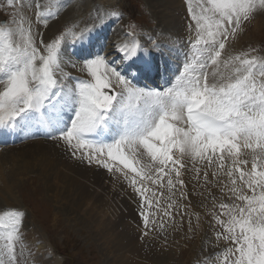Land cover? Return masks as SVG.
Returning a JSON list of instances; mask_svg holds the SVG:
<instances>
[{
  "label": "snow or ice",
  "instance_id": "snow-or-ice-1",
  "mask_svg": "<svg viewBox=\"0 0 264 264\" xmlns=\"http://www.w3.org/2000/svg\"><path fill=\"white\" fill-rule=\"evenodd\" d=\"M7 3L15 7L16 0ZM33 6L34 18L0 22V132L42 131L71 158L122 176L138 197L144 236L157 215L161 231L164 217L183 221L181 208L192 201L161 207L159 190L167 188L171 200L176 189L188 200L185 175L191 173L193 194L211 199L210 226L226 245L212 264H264V56L253 55L254 48L226 51L264 13V0H201L198 11L189 8L183 62L174 78L156 86L146 82L159 71L149 45H167L151 35L142 43L136 25L124 32L130 42L119 40L110 53L106 43L92 51L97 24L117 23L119 11L45 39L38 26L47 28L57 13L42 10L39 0ZM69 44L81 48L70 51ZM24 216L17 209L0 214V264H19Z\"/></svg>",
  "mask_w": 264,
  "mask_h": 264
},
{
  "label": "rangeland",
  "instance_id": "rangeland-1",
  "mask_svg": "<svg viewBox=\"0 0 264 264\" xmlns=\"http://www.w3.org/2000/svg\"><path fill=\"white\" fill-rule=\"evenodd\" d=\"M68 1L69 0H39V2L45 6L42 10L45 11L46 7L53 5L57 10L55 13H57L58 18L54 20V22H49L47 28H44L41 25L39 26L40 30L44 32L45 39L71 27L68 20H74V13L71 12V10H66L68 7ZM110 2H116L118 7L124 9L128 17L135 19V21L139 23L138 29L136 28V31L139 33L137 37L138 39L146 41V38L151 35L155 40H160L159 43L167 45V47L161 49L163 54L167 53L169 56L178 57L182 55L185 50V44L188 39V30L186 27L189 18L188 9L192 8L198 11V6L201 0H180L178 1L177 7L172 8L166 6V0H141V5H138L137 0H110ZM21 5H23V7H21ZM183 7L184 11L178 17V14ZM120 8H116V10L119 11ZM35 12L36 9L33 6V0H16L15 7L8 5L7 0H0V22L12 19L27 20L29 18H34ZM68 12L69 16L71 13V17L68 16L67 18H63ZM261 14L263 15L264 13ZM256 16L258 17V15ZM127 18L122 14V19L119 21L124 22L125 19L127 21ZM260 19L261 17L259 20ZM177 21L182 29L179 28ZM157 23H159V25H157ZM51 25L55 26L51 28ZM119 25L120 24H118V26ZM164 25H166V28L162 32ZM47 30L51 31L48 33ZM181 30H184L185 35L180 36ZM157 31L161 32L159 33L160 38H158V35L156 34ZM253 31L254 30L250 29L244 34L245 38H247L246 45L254 44L257 46L260 42L262 43L261 46H248L245 50L242 47V50L238 51V48H233L232 54H237L239 52L247 51L250 48H254L257 52L253 53V55L264 56V23H262V26L258 31ZM256 38H260V40L258 41ZM169 48H175L178 52H170ZM67 69L68 68H66V70ZM72 71L75 72L77 70L73 69ZM80 76L87 77L84 73H80ZM38 142L42 143L43 141L39 140L26 145L24 144L25 146H19L20 148H10L9 150L6 148V152L1 150V152L4 153L6 161L2 156L0 157V199H2L3 202L8 203L15 200L17 201L16 203L20 205L17 210L25 213L24 226H26V230L23 231L24 233H29V235L32 236L34 234L31 232L34 231L39 237L48 240L52 244H57L63 251L65 250V244H68V255L63 259V264H123L122 259L120 258H124L127 253L121 252L117 249V246L113 242V239L116 238V236H110V234L113 233L110 225L118 222V231H121L120 233H122V231L125 232L126 229L123 225L119 226L121 220L124 219V221H127V218L131 216L129 215L131 209H134V216L138 215L137 212L139 211V208L135 210V204L129 197L130 194L133 193V189L129 186L128 182L125 181L123 191L125 189L127 190H125L124 193L117 191L116 179L110 172L107 173L106 169H103L100 166H95L94 164H92L94 167L88 165L87 169L89 168V170L87 174L94 176L95 178H88V180H86L71 175V177L73 176L72 181L82 184L90 196L86 199L84 205L77 206L81 197L80 193L72 191L68 186L65 187L61 183V178H56L54 183L53 179L48 177L43 170L38 169L42 164L38 165V168L27 166L30 164L29 161L32 162L33 160L35 162V157H23L22 154L26 150L32 149L31 147H34L32 144ZM57 143L58 141L55 143L53 141H47V145L50 146H55ZM35 151H37V149H35ZM45 156L49 157L51 155H49V153H46L45 155L43 152L39 155V159L43 157L45 158ZM99 168L102 170H99ZM64 172V170H61L59 175L63 174L64 176ZM122 181L119 180L117 185ZM191 191L195 203L203 209V211L206 210L207 222L208 226H210V223L212 222V217L209 214V210L212 209L211 199L201 200L198 196H194L193 189H191ZM195 191L199 192V188H196ZM219 194L213 193V195L216 196L221 195ZM92 195L95 198L100 196L101 200L103 199V201H101L102 204L97 203V201L91 197ZM205 196H207V194H205ZM224 202L228 201L225 200ZM105 203L106 206L104 205ZM219 203L220 199H217L216 204L218 205ZM202 204L203 206H201ZM218 210L219 209L217 208L216 211ZM89 214L91 216L97 214L94 218L95 222L92 220L93 217L92 219H88ZM97 218L103 225L109 224L107 226L104 225L105 231L108 233L107 237H103L100 234V230L97 226L99 223ZM140 218L141 217L138 215V220L135 221V223L140 222ZM156 218L161 220V217L157 216ZM151 219L152 218L150 217V220ZM159 219H157V221H159ZM125 223L126 222H124V224ZM89 224L93 227L92 230H94V233L89 231ZM84 227H86V229ZM142 227L144 228V226ZM135 230L138 233L135 236V240L139 245L142 246L146 240L145 250L140 251L137 255H132L135 256L137 260H140L139 258L141 256V258L145 257L146 261H140L141 264L153 263L154 259L147 255L150 248L159 251L158 257L159 261L162 258L160 261L161 264H201L204 260H208L209 264H212V261H218L220 259V254L226 247L223 241H217L215 239V230L210 226L211 234H209L205 246L206 250L203 252L200 259L196 261L194 258L195 253L192 252L193 248H191V251L188 249L186 252L183 251L179 254L177 251H174L176 250L174 245H170L171 247L167 248L169 246L166 247L161 244L162 239L168 240V234L172 231V226L167 229V232L166 230L161 231L157 226L155 227L154 230L158 233V238H161V242H156V239H153V236H143L140 228ZM103 234L106 235V233ZM24 243L25 246L29 248L28 239L27 241L24 240ZM61 243L64 245H61ZM17 251L20 252L18 248ZM215 251L217 252L215 253ZM18 258L19 264H30V259L26 256L21 255Z\"/></svg>",
  "mask_w": 264,
  "mask_h": 264
},
{
  "label": "bare ground",
  "instance_id": "bare-ground-1",
  "mask_svg": "<svg viewBox=\"0 0 264 264\" xmlns=\"http://www.w3.org/2000/svg\"><path fill=\"white\" fill-rule=\"evenodd\" d=\"M178 1H180V0H166V6L168 8L177 7ZM183 11H184V7L180 10V12L178 14V17H179V15H181V13ZM257 15H258V17L260 16L261 18H264V14L263 15L262 14H257ZM68 16H69V12L66 13L63 16V18H67ZM185 16H187V15H185ZM177 23H178V21H177ZM178 25H179V28L182 29V27H181V25L179 23H178ZM54 26L55 25H51V28L54 27ZM50 31L51 30H47L48 33ZM183 35H185L184 30H181L180 36H183ZM113 39H116V40H114L115 43H117L119 40H121V38L118 37V36L115 37V38H113ZM77 49H79V48H77ZM151 50H153V49H151ZM149 55H151V57L153 56V54L150 51H149ZM69 69H71V68H69ZM71 70H73V69H71ZM67 71H69V70H67ZM74 73H77V75L80 76V73L79 72L75 71ZM41 141H43V142L42 143L41 142H38V143L32 144V146H34V147H31L32 149H28L26 151L24 150L25 152H23V154H22L23 157L24 156L25 157L26 156L35 157V162L33 160H32V162L29 161L30 164L27 165V166L28 167L30 166L32 168H38L37 166L42 164L41 167H44V168H41L40 167L38 169L43 170L47 174L48 177H50L51 179H53V181L56 178H61L62 179L61 180V183L65 187L68 186V187H70L72 189V191H76V192L80 193V196L81 197H80V200L78 201V205L77 206L84 205L86 199L88 197H90V196L86 192V190L84 189V186H82V184H80V183H78L76 181H72V177L73 176H76L78 178H83V179H86V180H88V178H95L94 176H91V175L87 174V172L89 170V168L87 169L88 164L85 161L76 160V159L71 158L69 156V154L67 153V151L65 150V146L60 141H58V143L55 146L47 145V141H45V140H41ZM53 142L55 143V142H57V140L56 141H53ZM9 149L10 148H8L7 150H9ZM35 149H37V151H35ZM1 150L5 151V149H1ZM1 150H0V152H1ZM43 152L45 153V155H46V153H49V155H51V156H49V157L48 156H45V158L43 157V158L39 159L40 158L39 155L41 153H43ZM64 153H65V155H64ZM1 156L3 157V159H5V156H4V153L3 152L0 153V157ZM5 161H6V159H5ZM90 166L91 167H94L92 165H90ZM61 170H64L65 171L64 172L65 173L64 176H63V174L62 175H59V172ZM99 170H102V169L99 168ZM71 175H73V176L71 177ZM69 176L71 177V179H70ZM185 176L187 178V181L190 183V186L193 185V183H195L194 181H190L191 173H187ZM54 183H55V181H54ZM124 184H125V181H122L121 183H119L117 185V187L119 185H121L120 188L118 187V189L122 193H124L125 190H127V189H125L123 191V189L125 187ZM197 188H199V191H204V189L200 188L199 186H197ZM191 189H193L192 186H191ZM159 192H162L163 193L160 196V204H161V207H165V206H167L168 203H173V202L175 204H177L176 202H177V200L179 198L177 197V190L176 189H173L172 190L173 195L171 197V200H169V191H168L167 188L161 187V189L159 190ZM159 192H158V194H159ZM212 192L214 194H219L218 189H212ZM205 194H207V193L205 192ZM91 197H93V195ZM129 197H130V200H133V202L135 204V210L138 209V197L136 196L135 192L133 191V193H131ZM198 197L201 200H205V198H202L200 196H198ZM93 199L96 200L97 203L102 204L101 201H103V199L101 200V197L100 196H97V198L93 197ZM104 205L106 206V203ZM134 213H135L134 212V209L133 210L131 209V211H129V215H131V216H129L130 217L129 218L127 216L128 214L126 215L128 217L127 218V221H124V219L121 218L123 221L121 220L119 226H122L123 225V227L126 229L125 232L122 231V233H120L121 231L120 232L118 231V224H117L118 222L115 223V224H111L110 225V227H112V232H113V233L110 234V236H112V235H115L116 236V238L113 239V242L117 246V249L120 250L121 252H126L127 253V255H125L124 258H120V259H122V263L123 264H127V263H130V264H141L140 261H142V262L146 261V258L145 257L141 258L142 257L141 256L139 258L140 260H137V258L135 256H132V255H137L140 251H143L146 248V245H145L146 240L144 241V243H143L142 246L139 245L136 242V240H135V236L138 234L135 229L139 228L138 226H140V227L144 226V223L142 222L141 218L139 220L140 222H136L135 223V221L138 220L137 219L138 218V215L137 216H134L135 215ZM96 216H97V214L92 215V216L89 214L88 219H92V217H93L92 220H93V222H95V219L94 218ZM132 216H134V217H132ZM157 216L158 217H161L160 215H157ZM97 220L99 221L98 218H97ZM163 220L165 221V223H164V229L167 232V229H169L172 226L173 221L169 222L167 217H164ZM124 222H126L128 224H126V223L124 224ZM158 222L160 224L161 223V220H159ZM104 225L107 226L109 224H104ZM104 225L102 223H100V221L97 224V226H98V228L100 230V234L103 237H107L108 233L105 231ZM120 228H119V230H120ZM158 229H160V228L158 227ZM103 233H106V235H104ZM139 236H141V235H139ZM147 247H149V246H147ZM158 254H159V251L155 250L154 248H150L149 249L147 255L149 257H152L154 259V261L152 260L153 261L152 264H161L160 261L162 260V258L159 261Z\"/></svg>",
  "mask_w": 264,
  "mask_h": 264
}]
</instances>
